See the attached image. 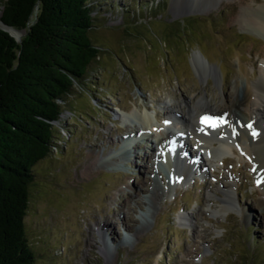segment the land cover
I'll return each mask as SVG.
<instances>
[{
	"label": "rangeland",
	"instance_id": "rangeland-1",
	"mask_svg": "<svg viewBox=\"0 0 264 264\" xmlns=\"http://www.w3.org/2000/svg\"><path fill=\"white\" fill-rule=\"evenodd\" d=\"M93 2L92 37L103 49L101 56L87 82L74 85L67 96L65 110L54 123L53 150L34 168L25 224L36 251L35 264H264V211L254 202L261 196V185L248 157L227 151L225 162L208 170L199 160L185 183L179 174L181 162L174 160L169 166L161 160L164 150L154 141L165 127L156 124L148 134L140 131L131 137L125 129L135 123L128 116L136 108L151 107L149 113L169 122L166 102H183L188 110L208 94L219 103L220 76L231 91L237 81L242 87L248 81L256 84L264 73V35L249 31V25L239 16L232 19L230 13H255L264 8V0H204L195 6L189 0ZM3 11L0 0V18ZM20 30L25 36L27 30ZM200 52L218 69V76L204 80L199 75L193 57ZM139 142L144 147L139 148ZM95 143L99 158L110 159L113 165L82 177ZM132 146L128 159L125 147ZM154 147L161 158L156 160L166 163L160 181L166 193L158 208L132 203L134 217L140 223L145 216L148 228L137 241L121 243L117 258L109 261L99 246L114 247L119 238L110 235V229L103 242L101 226L107 216L122 238L133 233L119 214L123 198L113 201L108 195L122 187L130 190L123 184L126 176L134 184L140 182L143 159L137 153L148 154ZM175 177L187 185H178ZM225 184L237 189L234 206L224 212L219 205ZM182 213L190 214L188 222L180 220ZM92 234L99 241L93 247L88 244Z\"/></svg>",
	"mask_w": 264,
	"mask_h": 264
},
{
	"label": "trees",
	"instance_id": "trees-1",
	"mask_svg": "<svg viewBox=\"0 0 264 264\" xmlns=\"http://www.w3.org/2000/svg\"><path fill=\"white\" fill-rule=\"evenodd\" d=\"M2 1L1 20L27 32L18 40L0 27V264H35L25 224L34 168L103 49L93 42V0Z\"/></svg>",
	"mask_w": 264,
	"mask_h": 264
},
{
	"label": "bare ground",
	"instance_id": "bare-ground-1",
	"mask_svg": "<svg viewBox=\"0 0 264 264\" xmlns=\"http://www.w3.org/2000/svg\"><path fill=\"white\" fill-rule=\"evenodd\" d=\"M189 1L195 6L196 3H201L204 0ZM238 13V10H231V18L239 16L245 25L250 26L249 31L257 35L260 33V35H264V8L255 13L252 11L248 13L246 10L242 14ZM0 25L7 28L18 40L22 38L23 30L10 27L1 18ZM193 62L199 75L204 80H207L210 75L218 76V69L211 66L209 60L204 58L201 52L195 53ZM219 80L221 86L219 103H213L208 94L191 103L188 110L182 105L183 102L175 105L166 102L164 109L167 117L176 118L181 125L178 127L179 129L176 127L171 128L169 131L156 133L154 141L157 146L163 150L165 149L164 158L169 166L174 160L181 162L179 174L181 180L185 183L189 182L194 173L193 171L198 168L199 160L203 161L205 168L208 170L211 166L219 163V161L224 163L223 157L227 151H231L242 159L248 157L250 166L257 177V182L261 185V191L258 192L261 196L255 198L254 202L257 204V208L264 211V73L257 78L256 84L253 85L248 81L242 87L240 81L235 82L234 86H232V91L225 88L221 76ZM128 117H132L135 120V123L125 128L127 129L128 137H131L132 135H137L140 131L143 134H148V128L158 124L157 120L160 115H154L147 110L142 111L136 108ZM204 117H210L211 119L202 122ZM148 139L150 138L147 137ZM189 146L194 149V152L189 151L187 148ZM97 147H99V144L95 143L93 149L89 151L87 160L81 169L82 177H93L102 170V167L113 165L112 160L99 158L98 154L100 153L96 150ZM138 147L142 148L144 144L139 142ZM125 148L124 152L127 158L130 159L133 146ZM137 155L135 156L143 159V162H140L143 166L139 167L142 172L140 182L134 184V182L128 180L129 176H126L123 184L130 190L125 191L122 187L117 189V194L108 195V198L113 201L117 200L118 197L123 198L120 203L119 214L123 215L124 224L133 233L131 236L122 238V232L111 223L112 221L107 216L108 218L101 226L103 242L108 238L107 234L109 233L107 231L110 229V235L119 238V242L114 247L103 248L99 246L101 252L106 255L109 261L117 258L121 243L125 244L131 239L137 241L148 228L149 223L145 216L140 220V223L134 217L135 206L132 203L158 208L162 197L166 193V189L160 183L163 168L156 160L159 156L157 148L154 147L153 151H149L148 154L141 151ZM158 159L160 160L161 158L159 157ZM131 162H134V160H131ZM149 183L153 184V186H148ZM223 187L224 197L223 203L219 205V211L225 212L234 206L236 202L234 194L237 188L228 184ZM245 216L248 220L251 218L250 213L245 214ZM179 218L183 223L188 222L190 214L182 213ZM96 224H100V222ZM88 244L93 247L98 245L99 241L92 234ZM111 250H114L115 256H113Z\"/></svg>",
	"mask_w": 264,
	"mask_h": 264
},
{
	"label": "snow or ice",
	"instance_id": "snow-or-ice-1",
	"mask_svg": "<svg viewBox=\"0 0 264 264\" xmlns=\"http://www.w3.org/2000/svg\"><path fill=\"white\" fill-rule=\"evenodd\" d=\"M211 118L210 117H204L203 119H202V122H206V121H209ZM214 126V125H213Z\"/></svg>",
	"mask_w": 264,
	"mask_h": 264
},
{
	"label": "water",
	"instance_id": "water-1",
	"mask_svg": "<svg viewBox=\"0 0 264 264\" xmlns=\"http://www.w3.org/2000/svg\"><path fill=\"white\" fill-rule=\"evenodd\" d=\"M0 27H2V28H4V29H6L4 26H1V25H0ZM10 27H12V26H10ZM15 37H16V36H15ZM16 38H17V37H16ZM17 39H18V38H17Z\"/></svg>",
	"mask_w": 264,
	"mask_h": 264
}]
</instances>
